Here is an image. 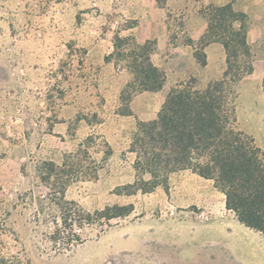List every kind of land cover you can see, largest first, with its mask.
Returning a JSON list of instances; mask_svg holds the SVG:
<instances>
[{
    "label": "rangeland",
    "instance_id": "rangeland-1",
    "mask_svg": "<svg viewBox=\"0 0 264 264\" xmlns=\"http://www.w3.org/2000/svg\"><path fill=\"white\" fill-rule=\"evenodd\" d=\"M199 1L0 0V258L7 264H264V236L240 226L212 180L182 170L148 192L135 185L138 176L149 180L131 151L139 121L156 118L176 83L193 76L203 88L223 76L204 70L190 47L174 49L187 44ZM150 13H161L169 29L172 45L159 56L166 81L135 92L127 87L131 58L119 59L114 41H136L133 29ZM253 52L263 56L264 43ZM263 78L246 74L237 83L236 114L238 128L264 148ZM61 188L73 202L68 244L52 235ZM114 206L130 212L81 218Z\"/></svg>",
    "mask_w": 264,
    "mask_h": 264
},
{
    "label": "trees",
    "instance_id": "trees-1",
    "mask_svg": "<svg viewBox=\"0 0 264 264\" xmlns=\"http://www.w3.org/2000/svg\"><path fill=\"white\" fill-rule=\"evenodd\" d=\"M208 20L206 34L195 47L194 56L201 66L207 63L204 46L220 42L226 52V67L220 79L211 80L203 88L191 77L176 83L167 93L156 118L139 121L131 143L135 153L134 168L138 175L148 174L145 181L138 176L135 183L146 192L167 181L171 173L190 170L213 181L225 195L226 208L233 211L240 223L264 236V148L257 145L252 135L237 126L236 85L253 71L254 54L247 41L248 17L236 11L233 2L211 6L205 10ZM240 22L235 27V22ZM186 43L194 46L187 38ZM134 45L129 52L125 45ZM119 59L131 58L136 91H158L165 81L164 70L151 61L152 41L142 44L131 36L116 35L114 41ZM110 56L106 59L110 60ZM264 90V78L262 81ZM134 88V87H133ZM125 90H123L122 99ZM122 114H131L127 109ZM53 166V164H52ZM55 169L50 168L44 178L50 179ZM139 184H141L139 186ZM57 203L61 221H55L52 233L57 244H68L64 231L71 227L72 201L65 200L64 188ZM127 207H105L94 213H82L81 218L110 220L128 214ZM84 222V219H81ZM77 236V235H76ZM0 264H7L0 258Z\"/></svg>",
    "mask_w": 264,
    "mask_h": 264
},
{
    "label": "crops",
    "instance_id": "crops-1",
    "mask_svg": "<svg viewBox=\"0 0 264 264\" xmlns=\"http://www.w3.org/2000/svg\"><path fill=\"white\" fill-rule=\"evenodd\" d=\"M231 1L233 2V8L236 11L243 12L248 17L247 41L252 49V52L257 45L264 43V0H200V6H197L196 9H194L193 3V7L190 10L191 14L189 15L186 26L188 37L191 38L196 44V42L200 40L207 32L208 20L204 14L198 11L202 6H221ZM234 26L239 27L240 22H235ZM133 30V34L135 35L137 42H155V49L151 53V61L155 66L165 69L166 61L159 59V56L163 53V48L172 44L170 42L171 39L169 35V29L165 20L162 18V14L157 13L156 17H154L151 16L150 13V15H147L145 19L139 18ZM194 46L178 43L175 45L174 49L179 50L180 47L183 49L190 47L191 58L193 59V53L195 50ZM203 50L206 54L207 60L204 70L211 72L215 77H219L225 69V48L220 42H210L204 46ZM253 54V71L250 74H256L259 72L261 77H264V55L261 56L259 52H253ZM179 57H181L182 60V56L179 55ZM126 69L128 68L123 67L119 70L118 67L117 70L125 71ZM240 224V226L246 227L242 223Z\"/></svg>",
    "mask_w": 264,
    "mask_h": 264
}]
</instances>
